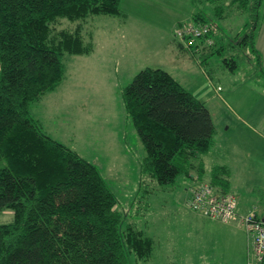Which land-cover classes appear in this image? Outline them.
I'll list each match as a JSON object with an SVG mask.
<instances>
[{
	"label": "trees",
	"instance_id": "trees-1",
	"mask_svg": "<svg viewBox=\"0 0 264 264\" xmlns=\"http://www.w3.org/2000/svg\"><path fill=\"white\" fill-rule=\"evenodd\" d=\"M121 1L0 0V213L12 211L11 221L0 223V264H130V255L148 261L153 254L154 240L117 209L115 194L96 166L50 137L31 113V105L62 82L63 57L93 50L91 35L86 41L81 33L82 24L57 30L58 19L123 17ZM262 2L231 0L247 20L225 44L218 24L196 12L193 22L208 23L211 30L181 46L200 66L230 50L222 58L229 71L244 58L264 80L256 48ZM234 46L242 51L241 60ZM122 90L125 113L144 146L142 179L174 184L178 175L189 178L195 170L193 187L206 182L215 192L234 196L236 214L253 212L256 220H264V188H253L256 205L243 213L230 191L228 166L213 165L206 178L200 155L213 145L216 130L204 102L163 68L141 69ZM253 259L251 248L246 264Z\"/></svg>",
	"mask_w": 264,
	"mask_h": 264
},
{
	"label": "rangeland",
	"instance_id": "rangeland-1",
	"mask_svg": "<svg viewBox=\"0 0 264 264\" xmlns=\"http://www.w3.org/2000/svg\"><path fill=\"white\" fill-rule=\"evenodd\" d=\"M230 2L122 0L120 10L129 17L125 25L118 23L117 16L106 15L80 21L58 19L55 24L57 30H72L82 24L85 40L91 35L94 55H65L62 82L33 103L31 113L40 118L50 137L96 166L115 194L117 209L154 240V256L137 261L130 255V264H228L232 260L196 249L201 244L185 224L191 215L188 200L193 187L188 177L180 174L174 184L159 185L139 175L145 151L125 113L122 88L141 69L163 67L204 102L216 130L209 160L217 162L223 155L238 154L240 165L233 167V183L240 185L244 195H251L254 185L264 188L263 78L255 75L254 66L244 58L237 69L229 71L222 58L230 50L225 49L223 56L208 57L200 66L187 52L172 53L166 43H171L175 26L193 22L195 12L218 24L224 44L235 38L247 16ZM262 4L264 21V0ZM219 10L223 21L217 17ZM232 49L241 60L239 46ZM11 218V210L0 213V223Z\"/></svg>",
	"mask_w": 264,
	"mask_h": 264
},
{
	"label": "crops",
	"instance_id": "crops-1",
	"mask_svg": "<svg viewBox=\"0 0 264 264\" xmlns=\"http://www.w3.org/2000/svg\"><path fill=\"white\" fill-rule=\"evenodd\" d=\"M117 17L119 20L118 23H123L124 25L126 24V20L129 18L127 13L123 17L121 16H117ZM134 18L144 23L146 22L143 19H140L139 17H134ZM218 18H221L222 21L225 20V18L222 17V15ZM178 26H175L173 30L174 31L173 39H171L172 45L170 41L167 40L166 42L167 46L170 48V50H172V53L175 50H177V52H180V53L181 52L188 53V50L186 51L185 48H182L180 46V43L174 38L175 29ZM260 27H261L260 31L256 37V48L257 50H259L261 54L262 61H263V69H264V21ZM154 48L155 47H153V50ZM92 52L85 56L93 57L94 53ZM159 68L161 67L159 66ZM218 89L219 90L217 91H220L221 87H218ZM35 119L40 121V123L42 124V127L44 128L43 122L40 120V118L38 119L35 117ZM257 125H260V122H258ZM248 130H251V129L248 128ZM213 146H214V141H213V145L211 146V148ZM211 148L205 154L200 155V158L203 161L204 166H205L206 178L209 177V171L212 169L213 165H228L230 169L232 166V172H231V175H232L233 167L235 166V164H238L237 163L238 154L237 155L236 153L229 154V155L227 154L228 157L226 155H223V157H220L219 161L217 160V162H213V161L211 162V160H209V155H208L209 151H211ZM198 158L199 157L195 158V162L198 160ZM189 179H190L189 181H191L193 185L197 183L195 170L193 171V173L190 174ZM230 184H231L230 191L234 193L238 199V210L243 213H248L249 211H251L252 207H255L256 201H257V198H255V195H253L252 190L254 187H261V186L254 185L253 188L251 189V195L250 194L244 195L242 193L243 190L242 188H240V185L238 183L236 184L233 183L232 177L230 178ZM185 224L188 225L194 237H196L195 238L196 243L198 242V244L202 245V246L197 245L196 249H205L206 252H208L209 254H213L214 257H217V258H221L222 256H225V257L229 256L231 257L232 260L228 262V264H246L247 263L248 253L250 252L252 248L251 239H250V236H248L247 233H245L244 229L238 223L230 222V221L223 223L215 218L211 219V218L206 217L205 215L202 216L201 214L197 212H193L191 210V215L190 217L187 218ZM152 255L154 256V254Z\"/></svg>",
	"mask_w": 264,
	"mask_h": 264
},
{
	"label": "built area",
	"instance_id": "built-area-1",
	"mask_svg": "<svg viewBox=\"0 0 264 264\" xmlns=\"http://www.w3.org/2000/svg\"><path fill=\"white\" fill-rule=\"evenodd\" d=\"M210 30L208 23H183L175 29L174 37L182 44L190 46L193 40L206 37ZM191 190L192 194L188 200L190 209L224 223L230 221L240 224L251 236L254 259L249 264H259L264 257V221L256 220L253 212L248 215L236 214L237 200L234 196L215 192L206 182H201Z\"/></svg>",
	"mask_w": 264,
	"mask_h": 264
},
{
	"label": "bare ground",
	"instance_id": "bare-ground-1",
	"mask_svg": "<svg viewBox=\"0 0 264 264\" xmlns=\"http://www.w3.org/2000/svg\"><path fill=\"white\" fill-rule=\"evenodd\" d=\"M208 44V43H207ZM209 45H210V43H209Z\"/></svg>",
	"mask_w": 264,
	"mask_h": 264
},
{
	"label": "water",
	"instance_id": "water-1",
	"mask_svg": "<svg viewBox=\"0 0 264 264\" xmlns=\"http://www.w3.org/2000/svg\"><path fill=\"white\" fill-rule=\"evenodd\" d=\"M264 221V220H263Z\"/></svg>",
	"mask_w": 264,
	"mask_h": 264
}]
</instances>
